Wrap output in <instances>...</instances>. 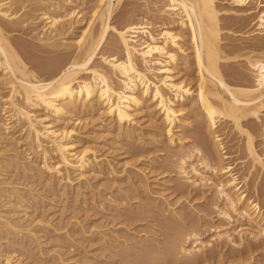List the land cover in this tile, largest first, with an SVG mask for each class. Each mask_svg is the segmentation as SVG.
<instances>
[{
    "label": "bare ground",
    "instance_id": "6f19581e",
    "mask_svg": "<svg viewBox=\"0 0 264 264\" xmlns=\"http://www.w3.org/2000/svg\"><path fill=\"white\" fill-rule=\"evenodd\" d=\"M68 1L0 0V92L7 91H4L6 94L0 95V130H8L7 125L12 124L16 128L20 127L25 134V151L29 152L31 156L37 155L42 159L43 170L63 173L62 175L65 174L64 177L67 179L66 175L69 172H79L82 175L93 163L88 158L89 148L77 151V137L72 128H66L63 124L56 125L59 122L69 121L70 123V116L77 111L80 103L90 105L92 111L98 113L101 111V114L106 115L120 126L132 121L133 109L144 108L148 97L154 102L152 108L155 107L158 111L160 110L159 112L162 111L164 120L168 123L166 135L171 133L173 126H177L175 124L178 113L187 111L193 115L191 118L194 126H199V128L196 127L197 131L203 133L204 136L196 134L198 137L195 145H191L190 148H180L173 153L170 160L168 159L167 169L177 178L179 177L184 186L188 182L187 188L195 189L201 186L203 188L210 180H205L204 175L199 172L200 170L195 168V163L210 172L217 180V182L213 181L215 182L213 187L216 195L219 199L224 200L230 213L244 217L247 225L257 231L251 239L255 247L258 243V246L261 247L264 244V201L262 203L260 199L264 194V41L262 37L255 35L256 38H251L249 35L248 39H251L247 42L236 47L232 46L233 48L227 45L231 49L227 47L228 50H223L221 40H224L221 39L222 31L219 24L221 9L218 6L219 2L217 3L215 0H160V6H157V1L152 0L154 1L155 12L153 11V13L156 20L163 21L161 22L164 25L160 24L161 26L172 27L170 29L163 27V30L158 33L151 30L150 22L146 23V21L135 19L131 21L129 14L133 13L125 15V18L128 17L127 20L130 19V21L124 23L121 21L122 25H120L121 23L116 26L110 25L109 21L113 10L122 0H97L96 5L90 9L91 15L85 28L81 30L72 44L70 40V44H66L65 36L73 25L72 22L71 24L67 21V17L69 18L71 13L69 16L55 17L54 13L51 15L50 12L58 13L61 5ZM246 1L249 0H232L231 2L237 7L236 4L243 5ZM147 6L149 5L147 4ZM137 16H135L136 19ZM39 23L44 26L38 27ZM258 26L261 27L257 32L260 35L264 31V12L262 10ZM37 28H40L41 31L38 32ZM13 32L36 33L33 34L35 44L25 45L26 42L23 41V43L20 42L23 45L13 43V39L10 40L8 36V33ZM30 35L28 36L30 37ZM184 35L189 38L187 49L190 50L191 57L188 56L189 53L187 56L192 59H188L186 56L180 59V56L177 57L179 51L183 52L180 43H183ZM245 40L247 39L245 38ZM24 53H27L28 56H25ZM39 54L47 55V57L39 56ZM179 61L184 63V67L187 64L194 66L196 76L195 81L192 79L193 85L189 86L183 81L175 80L173 71L181 64ZM45 74L48 75L46 78L45 76L41 77ZM244 77H250L251 83L243 84ZM37 109H41L42 114L36 115ZM5 114L7 116L3 117ZM191 123L184 125L183 130L188 129ZM226 128L228 132H233L232 136L234 134L238 136L237 139L235 138V143L232 144H235L233 145L235 147L238 145L236 148H241V156L248 161V166L246 170L244 169L245 174L235 173L233 163L229 162L232 167H224L226 163L223 165L221 162L222 159L224 161V156L221 154L219 146L220 142L224 140L223 136L228 134L225 132ZM190 133L192 134L193 131ZM232 139L234 140V138ZM256 140H260L258 145L263 146L260 151L257 148ZM168 141H172V137ZM227 154L231 155L230 152ZM227 154H225L226 158ZM194 157L196 160L192 162ZM15 158L19 160L18 157ZM13 159L14 163L16 159ZM51 159L55 160L52 165L48 164ZM4 162H1V166H4V163V167L7 168L9 163L7 160ZM14 164L16 165V163ZM236 164L234 163V165ZM42 168L38 170H42ZM189 175L194 176L196 180L188 181ZM190 179L192 180V178ZM144 187L146 186L144 185ZM14 193H17L16 188L6 184L3 180L1 181L0 178V201L2 203L0 204V234L11 238V235L21 233V236H28H26L27 240L31 238L34 241L35 234L29 228L30 225L22 221L23 217L18 216L20 213L9 201ZM223 210L218 213L215 211L217 216L221 219L230 218L231 215L229 216L230 213L226 212L227 209L223 208ZM173 225L176 224L173 222ZM177 227L176 225L172 228ZM173 233L170 238L171 243L167 250L165 249L166 253L163 255H154L153 252L151 255L150 253V256L145 258V261H148L147 264H160L159 262L164 256L169 259L170 257L176 258L174 260H177V257H191L194 258L193 261L191 259L193 264L197 260L199 262L204 259L201 258L202 251L205 248L209 249L212 244V242L206 245L204 243L198 248L188 249L185 244L190 237L187 236L192 235L193 237L197 234L190 233L191 235L186 236V233L182 234L177 230ZM225 233H222V236L218 234L217 237L212 238L214 241H211L217 243V241L224 240L230 242L229 244L236 247L235 249H239L240 242H238L239 245L232 243L228 233ZM230 233L232 234V232ZM239 241L241 240L239 239ZM255 247L253 246V248ZM239 250H236L237 253L234 251V255L231 253L234 256L233 259L229 258L235 264H244L247 260L251 261V257L254 258L251 255L253 249L251 251L249 249V252L245 250L248 252L247 254L243 253L244 249ZM211 253L206 255L208 259H211L209 257L213 255ZM194 254L197 256L200 254V258ZM10 256L11 254L9 255L7 252L1 255L0 264H17L10 262ZM143 256L145 257V255ZM207 257L204 260H207ZM188 260L190 264L191 261Z\"/></svg>",
    "mask_w": 264,
    "mask_h": 264
},
{
    "label": "rangeland",
    "instance_id": "374dc122",
    "mask_svg": "<svg viewBox=\"0 0 264 264\" xmlns=\"http://www.w3.org/2000/svg\"><path fill=\"white\" fill-rule=\"evenodd\" d=\"M154 1H157V6H160V0ZM154 1L122 0L113 10L109 21L110 25L116 26L120 23V25H122L124 22L130 21V19L131 21L135 19L137 21H146V23L150 22V25L152 24L151 30H153V32L156 31V33L163 30V27L170 29L171 26H161L160 24H162L163 21L161 20V22L159 19L156 20V17H154ZM215 1L217 3L219 2L218 6H220L219 9H221L219 24L221 25L222 31L221 39L224 40H221V48L223 50L226 51L228 48H233L232 46H239L251 38H256V36L262 37L264 41V31L260 35L257 33L261 28L258 26L261 10L264 12L263 0H249L244 3L245 6L244 4L239 6L236 4L237 7L231 2L232 0ZM96 3L97 0H69L68 3L61 5V8L57 11L58 13L50 12L51 15L54 13L53 16L55 17L61 15L69 16L71 13V16H69V18L67 17V21L68 23L72 22L73 25H71L70 32L65 36V41L68 42L64 41L66 44H72L73 41L77 39L81 30L85 28L87 21H89L88 19L91 15L90 9H92ZM147 4L152 7V9H149L150 7L147 6ZM129 13H133L134 15H130ZM128 14L131 16L129 20H127L128 17L125 18V15ZM135 14L138 15L137 19ZM122 19H126L127 21H123ZM43 26L42 24L40 25V23L38 24L40 28ZM40 28H37L39 29L38 32L41 31ZM238 29L239 31H237ZM34 32L38 33L37 31ZM34 32H26L28 33L27 35H25V32H21V34L20 32H13L8 33V36L10 40L13 39V43L16 42L17 44L23 45L22 43L26 42L24 44L29 45L30 43L35 44L33 34L36 33ZM177 32L179 33V31ZM28 35H30V37ZM249 35L251 36L250 39H248L250 37ZM187 37L186 35L182 37L183 43L180 44L181 47H183V52L179 51L177 53V57L180 56L179 59L184 56L187 58L188 56L191 57L190 50L187 49L189 44V38ZM245 38L247 40H245ZM69 40L72 42L69 43ZM103 48L105 47L103 46ZM26 54L25 56H28ZM39 56L47 57V55L42 54H39ZM180 62L181 66L179 65ZM179 63V67H175L177 71L175 69V72L173 71L175 80L178 82L183 81L189 84V86L193 85L192 79L195 81L196 76L193 69L194 66L187 64L184 67L182 61H179ZM44 76L46 78L48 75L45 74L41 77L44 78ZM247 77H244L245 79L242 80L243 84L251 83L252 79ZM4 91L0 92V95L4 94ZM153 103L154 102L147 97L144 108L138 107L133 109V113L135 111L134 114L132 113L133 123L131 121L128 124L120 126L106 115L101 114V111L99 113L97 111H92L90 105L81 103L77 111L70 116V123L69 121L57 123L56 125L63 124L66 128H72L77 137V151L89 148L88 158L93 162L82 175H80L79 172L71 171L66 175L67 179L64 177L65 174L64 176L62 175L63 173L59 174L53 171L43 170L44 166L42 159L37 155L31 156L29 152L25 151V134H23L24 132L20 127L16 128L12 126V124L7 125L9 128L8 130L4 131L1 129L0 169L5 166V160H7L9 166H7V168L4 167L5 170H0L3 174L2 176L0 173L2 176H0V178L1 181L3 180L6 184L16 188L17 193L12 194L13 196L11 195L9 201L14 205L18 213H20L18 216L23 217L21 218L22 221L30 225L29 228L32 230V233L35 234L34 241L37 242H34L31 238L27 240L28 236H21V233H18L19 235H11V238L7 235L6 238L5 234H0V247H2L0 248V256L7 252L9 255L11 254L10 262H15L17 264H147L148 261L146 262L145 260L148 255L150 256V253L151 255L152 252L154 255H163L166 253L165 249L167 250L168 245L171 243L170 238H172V233L177 230L182 234L186 233V236L190 233H193V235L197 234L193 237L191 234V236H187L190 237L185 244L188 249L191 247L198 248L199 245H204V243L205 245L211 244L212 242L209 249L205 248L204 251H202L201 258L205 259L208 256L207 254L211 252L215 256H209L211 259L207 257V260L202 259L203 261L200 259L201 261L198 262L196 258L200 254L198 256L194 254L197 256L195 258L197 264H235V262L230 259H233V255L235 252L237 253L236 250L239 249H244V254H247L253 249L251 255L254 258L252 259L251 257V261L248 262L247 260L244 264H264V244L259 247L258 243V247L256 246V248L251 239L253 235L255 236L257 231L247 225L244 217L243 219L237 214L230 213L224 200L221 198L219 199L216 195L213 184L217 182V180L210 172L205 171L198 163H195V168L200 170L199 172L204 175L205 180L208 181L210 179L206 186L195 189L191 187L187 188L188 182H185L186 185L184 186L180 178H177L176 175L167 169L169 165L168 162L173 153L180 150V148L192 147L196 144V138L199 134H203L197 131L196 127L199 128V126H194L193 119L191 118L193 115L187 111H185L186 113H178V121L176 120L175 124L177 126H173L171 133H167L166 135L168 123L164 120L163 114L161 113L162 111L159 112L160 110L158 111L155 107L152 108L154 106ZM40 113L41 109H37L36 115H40ZM4 116H7V114L3 115V117ZM187 123H191L190 127L183 130ZM218 129L220 130V127ZM227 130L226 128L225 132H228ZM192 131L195 136L192 135L193 133H190ZM231 133L228 132L227 135L223 136L224 140L221 142L224 144L221 142V145L219 144V149L223 152H221V154L224 156V161L222 159L221 162L223 165L226 163L224 167L231 166L229 164L233 163V169L236 171L233 172L237 174L240 173L239 175L245 174L248 161L241 156V148H236L238 145H236V147L233 146L235 144L232 143H235L238 136H236V134L232 136L233 132L231 131ZM171 137L172 141H168ZM232 138H234V140ZM257 140L256 144L258 145L260 140ZM262 147V145L257 146L259 151ZM229 152L231 155L227 154ZM225 154L228 155L227 158ZM14 156L18 157L19 160ZM12 159H16L14 163H16V165L18 164V166L13 163ZM194 160H196L195 157L192 162H194ZM233 160H235V162H233ZM1 162H4V166H1ZM49 162L48 164L52 165L55 160L53 161L51 159ZM234 163L237 164L234 165ZM37 167H39L38 169L43 168L42 170H38ZM110 169H113L112 172ZM190 176L191 175L188 176V181L196 180L194 176ZM190 178H192V180ZM144 185L146 187H144ZM15 195H19L17 196L18 198ZM260 199L263 203L264 194ZM0 204H2L1 201ZM223 208H225V210L227 209L226 212L230 213L229 216L231 215V217L228 218L229 220L224 218L221 219L217 216L219 211H224ZM132 215L133 217H131ZM173 222L178 226L177 228H172L176 227V225H173ZM37 224L40 225L38 226ZM230 232H232V234ZM222 233H228L227 235L230 236L232 243L239 245L238 242H240L241 246L239 249H235L236 247L234 248L233 245L229 244L230 242L224 240V242L222 240L217 241V243L213 242L214 239L212 238L217 237L218 234L222 236ZM239 239L241 241H239ZM197 243L199 244L197 245ZM253 246L255 248H253ZM245 250L249 251L245 252ZM231 253L234 254L232 255ZM143 255H145V257ZM163 258L159 262L160 264H185L186 262V264H189L188 259H190V261L192 259L191 257H177V260L171 257L170 259L168 257ZM192 261L190 264H192Z\"/></svg>",
    "mask_w": 264,
    "mask_h": 264
}]
</instances>
